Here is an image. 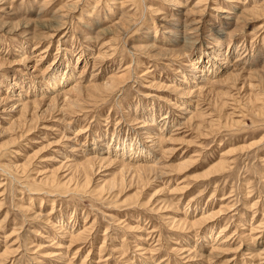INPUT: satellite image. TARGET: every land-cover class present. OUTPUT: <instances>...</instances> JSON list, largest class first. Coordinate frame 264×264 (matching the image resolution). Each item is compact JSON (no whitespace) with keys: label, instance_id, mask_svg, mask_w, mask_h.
<instances>
[{"label":"rangeland","instance_id":"1","mask_svg":"<svg viewBox=\"0 0 264 264\" xmlns=\"http://www.w3.org/2000/svg\"><path fill=\"white\" fill-rule=\"evenodd\" d=\"M263 77L264 0H0V264H264Z\"/></svg>","mask_w":264,"mask_h":264},{"label":"bare ground","instance_id":"2","mask_svg":"<svg viewBox=\"0 0 264 264\" xmlns=\"http://www.w3.org/2000/svg\"><path fill=\"white\" fill-rule=\"evenodd\" d=\"M177 1V0H176ZM176 3V2H175ZM179 5V4H178ZM185 5V4H184ZM186 6V5H185ZM255 9V8H254ZM249 11V10H248ZM245 15V14H244ZM254 16H255V14H253ZM257 15V14H256ZM262 17H263V15H261ZM121 29V28H120ZM60 30V29H59ZM59 32V31H58ZM216 49H219V48H216ZM217 51V50H216ZM185 52V51H184ZM218 52V51H217ZM221 55V54H220ZM101 56V55H100ZM100 56H99V58H100ZM187 56V55H186ZM214 57V56H213ZM222 58V57H221ZM227 58V57H226ZM26 59H28L27 57H26ZM199 59V58H198ZM93 61H95V60H93ZM209 61V60H208ZM225 62V61H224ZM199 64H200V66H199V68L201 69V71L200 70H198V71H200V73H203V72H207L206 70H207V67L208 66H201L202 64H203V62L200 60L199 62H198ZM196 65H198V64H196ZM212 65V64H211ZM229 65H231V63L229 64ZM239 65V64H238ZM193 66H195V65H193ZM213 66H215V65H213ZM212 67V66H211ZM233 67V66H232ZM231 67V68H232ZM59 68V67H58ZM213 68V67H212ZM216 68V67H215ZM206 69V70H205ZM221 69V68H220ZM239 69V68H238ZM197 70H195L196 71V73H198V71ZM218 70V69H217ZM229 70V69H228ZM58 72H59V69H56L55 68V70L52 72V74L50 75V77H53L52 78V80L50 81V84L48 85V86H51V92H53L52 90H55L56 88L58 89V91L60 92V93H63V91H64V95L66 96V98H67V95H69V94H71V93H78L79 92V89H80V86L79 85H77V84H73L74 82H73V74H70L69 75V78H66V79H64L65 81H63V83L61 84V86H60V84H59V82H58V78H57V74H58ZM208 72H210V69L208 70ZM222 73V72H221ZM211 74V73H210ZM209 77V76H208ZM201 78H203V77H201ZM253 78V77H252ZM210 79V78H209ZM208 79V80H209ZM262 80H264V77L262 78ZM199 81V80H198ZM202 81V80H201ZM204 81H206V80H204ZM194 83V82H193ZM187 85L185 86V88H183V94H186V95H190L192 92H190L191 90H189L190 89V87H189V83H186ZM204 84V83H203ZM202 84V85H203ZM66 85V86H65ZM109 85V84H108ZM192 85V84H191ZM47 86V87H48ZM82 86V85H81ZM65 87H69L70 89L69 90H66L65 91ZM251 87V86H250ZM53 88V89H52ZM108 88V87H107ZM194 90V89H193ZM48 91V90H47ZM57 91V92H58ZM54 93V92H53ZM195 93H196V91H195ZM38 94V93H37ZM76 96V95H75ZM55 97H57V98H59V95H57V96H55ZM63 97V96H62ZM69 97V96H68ZM57 98H55V99H57ZM65 98V99H66ZM71 98V97H70ZM68 99V98H67ZM62 100V99H61ZM71 100V99H70ZM70 100H69V102H70ZM67 101V100H66ZM73 101V100H72ZM21 102V101H20ZM51 102V101H50ZM36 104H37V102H35ZM34 103V104H35ZM41 103V102H40ZM49 103V102H48ZM65 103V102H64ZM72 104H74V103H72ZM29 105H30V103L29 104H25L24 106H21L22 107V109H26V108H28L29 107ZM19 106V105H18ZM50 106H52V105H50ZM32 107V106H31ZM36 107V106H35ZM189 109V108H188ZM191 109V108H190ZM193 109V108H192ZM192 112H194V111H192ZM154 113V112H153ZM194 115V114H193ZM198 116V115H197ZM149 117V116H148ZM195 117V116H194ZM152 118V117H151ZM196 118V117H195ZM146 119V118H145ZM153 119V118H152ZM151 119V120H152ZM155 119V118H154ZM163 119V118H162ZM166 119V118H165ZM189 119H191L192 120V118L190 117ZM157 121V120H156ZM150 122V121H149ZM169 122V121H168ZM167 122V120H162V122H160L159 124H158V127H160L159 129H160V133H158V137H159V141H158V143H159V145H163L164 144V142L166 141L165 140V138H166V129H168L167 127L169 126V123ZM144 123V122H143ZM144 125V124H143ZM159 132V131H158ZM169 135V134H168ZM154 137H155V135H154ZM169 139V138H168ZM167 139V140H168ZM156 141H157V139H156ZM119 147V146H118ZM127 148V146H123V145H121L120 146V148H117L116 149V151H115V153H118V154H116L117 156H120V158L122 159V160H124V161H129L130 160V162L131 163H133V165H135L134 167H130V166H128L127 164H125V165H127L128 166V168L130 169H132V168H136V169H138V170H141V171H144V170H147V171H150V172H157V171H159L160 170V168L158 167L159 165H158V162H157V160L156 159H154L150 154H147V152H146V150L145 149H141L139 152H138V154H136L135 155V153L133 152L132 154L130 153L131 151H133V150H128V149H126ZM159 149H160V146H159ZM163 150V149H162ZM162 152V151H161ZM104 153V152H103ZM164 153V152H163ZM113 155V154H112ZM129 155V156H128ZM162 155V154H161ZM94 156V155H93ZM96 156V155H95ZM109 157V156H108ZM97 158V157H96ZM99 160V159H98ZM103 162H104V164H105V160H102ZM85 162H86V164H84V168L85 167H88V168H90L91 170L93 169H95V168H93V165H94V160L93 159H88L87 161L85 160ZM110 162H112V161H110ZM96 165V164H95ZM79 167V166H78ZM82 167H83V165H82ZM96 167V166H95ZM81 168V167H80ZM83 168V169H84ZM87 168V169H88ZM126 168V167H125ZM79 169V168H78ZM92 170V171H93ZM80 171V170H79ZM133 171V170H132ZM137 171V170H136ZM161 171V170H160ZM84 172H85V170H84ZM94 172V171H93ZM88 173V172H87ZM164 173V172H163ZM89 175V174H88ZM140 175V174H139ZM158 175H160V174H158ZM155 176V175H154ZM87 177V176H86ZM155 178V177H154ZM89 179V178H88ZM85 180H86V178H85ZM90 180V179H89ZM88 180V181H89ZM88 181L86 182V183H88ZM93 181V180H92ZM66 183V182H65ZM84 183V182H83ZM70 184V183H69ZM85 184V183H84ZM71 185V184H70ZM86 185V184H85ZM87 185H89V184H87ZM86 185V187H88ZM204 214V213H203ZM209 215V214H208ZM207 215V216H208ZM206 216V217H207ZM203 217V216H202ZM201 218V217H200ZM209 219V218H208ZM211 219V218H210ZM209 219V220H210ZM186 220H188L187 218H186ZM207 219L206 218H202V219H198V221H194V225L195 224H203L205 221H206ZM193 221V220H192ZM208 221V220H207ZM189 222V221H188ZM186 224H187V222H185ZM192 223V222H191ZM207 223V222H206ZM205 223V224H206ZM189 225V224H188ZM191 225V224H190ZM192 227H194V226H192ZM196 227V226H195ZM75 236V235H74ZM233 237V236H232ZM231 238V237H230ZM219 239V238H218ZM217 239V240H218ZM214 241V240H213ZM228 245V244H227ZM218 247H220V246H218ZM223 246H221V248H222ZM216 249V248H215Z\"/></svg>","mask_w":264,"mask_h":264}]
</instances>
